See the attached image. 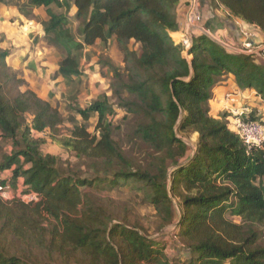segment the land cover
Listing matches in <instances>:
<instances>
[{"label": "trees", "instance_id": "16d2710c", "mask_svg": "<svg viewBox=\"0 0 264 264\" xmlns=\"http://www.w3.org/2000/svg\"><path fill=\"white\" fill-rule=\"evenodd\" d=\"M211 1L264 36V0ZM181 3L28 0L31 11L46 10V37L65 55L63 79L81 75L77 53L113 39L125 67L109 65L115 104L104 97L76 109L84 123L97 117L96 134L73 118L70 134L62 135L66 117L20 90L24 81L10 70V52L0 43V141L11 150L0 162V185L39 196L31 204L0 197V264H264V146L250 149L228 114L215 118L210 107L214 89L231 77L240 91L264 101V59L202 35L193 37L190 61L172 38L181 28ZM73 8L79 38L70 28ZM115 106L137 118L129 152L112 134ZM244 120L263 122L254 111ZM45 132L48 138L35 135ZM190 135H199L193 154ZM48 142L84 167L44 154ZM128 188L154 209L156 233L175 226L184 255L168 256L164 236L152 238L126 205L100 194Z\"/></svg>", "mask_w": 264, "mask_h": 264}, {"label": "rangeland", "instance_id": "374dc122", "mask_svg": "<svg viewBox=\"0 0 264 264\" xmlns=\"http://www.w3.org/2000/svg\"><path fill=\"white\" fill-rule=\"evenodd\" d=\"M68 1L73 3L74 0ZM201 2L210 5L212 1L194 0L193 3V0H182L178 9L179 15L187 18L192 10L198 11L197 7L200 6ZM192 4L195 5L194 8ZM0 5L9 8V13L1 16L2 21H0V26L3 25L2 30L0 29L1 48L10 52V56L7 58V64L12 73H14L19 80L24 81V84L20 86V90L22 92L28 90L35 92L41 99L50 102L64 117H66V123L60 128L62 135L70 134V131L73 129L71 123L73 118L80 124L85 125L91 134H96L97 117L94 116L89 122L84 123L81 117L77 115L76 109H86L92 103L104 97H109L111 98V103H116V101L112 99L111 85L113 82V74L109 65L112 64L117 68L123 69L125 64L123 62V54L119 51L115 40H111L108 45L98 42L95 46L85 47L81 52L77 53L76 56L79 58L81 64V75L79 77H74L72 80H65L58 75L60 63L65 55L49 44L44 31V25L49 20L46 10L44 8H39L31 11L27 8L28 0H4L0 2ZM52 9L58 14L65 13L64 9L61 10L56 6H53ZM75 14L76 9L73 8L70 13V28L78 37L79 22L75 19ZM225 17L234 20L227 14ZM239 23L241 26L238 25L237 29L235 28L236 35L234 38L230 39V43L221 39L225 37L226 33L224 30L220 31L219 35L216 36L213 35V33L211 34L208 29L206 30L202 27V30L200 29V31L193 35L194 38H198L202 35L207 36V34H210L230 47L244 51L245 53H248L247 51L249 50L252 51L251 53L257 56L256 60L258 61L259 59H264V52L258 51L257 45H254L251 41L249 42H251L250 44H252V47L248 50L244 48V44L248 38L251 40L263 39V36L261 37L260 32H257L255 28L248 27L242 22ZM215 29L217 31V28ZM1 31L3 33H1ZM191 32L192 30H189V33ZM172 38L177 45H182L185 49L183 45L184 37L175 35L172 36ZM18 44L23 45L22 47L20 46L21 49L17 48ZM130 48L134 51H138L139 45L132 42ZM184 55L190 61L192 60L188 52H185ZM218 87L219 86H217V88ZM227 87H224V89L219 88L218 90L217 88L214 89V97L210 102V107L213 109L212 114L215 118H222L224 115V112L221 110V101L223 100L222 95L224 92L231 90L229 86ZM248 95L249 101L252 103L251 110L254 111L256 117L264 123V101L256 92H249ZM115 111V114L110 117L113 137L129 152L135 145L134 130L137 118L134 115L127 114L117 106H115ZM28 120H31L30 116ZM231 120L232 119L228 121ZM35 135L40 138H48L49 132ZM198 140L199 135H190L186 139L193 150L192 154L195 152ZM0 147L1 162L3 155L10 153L11 150L10 145L3 141H0ZM42 151L44 154L59 157L63 162L70 163L75 167H84V165L72 154L58 148L50 142L42 147ZM17 189L19 188L14 187V195L18 194ZM100 194L114 199L118 205L122 207L126 205L131 213L130 219L133 222L139 221L142 223L152 238L164 236V239H166L169 245L166 250L168 256L174 257L184 255L181 245L176 244V240L173 238L175 226L169 227L161 233H156L158 225L154 209L143 202L142 195L131 191L130 188L115 190L113 192L103 190ZM230 218L238 223L240 222L238 218H233L231 216Z\"/></svg>", "mask_w": 264, "mask_h": 264}, {"label": "crops", "instance_id": "0c3cea01", "mask_svg": "<svg viewBox=\"0 0 264 264\" xmlns=\"http://www.w3.org/2000/svg\"><path fill=\"white\" fill-rule=\"evenodd\" d=\"M204 1H206V0H204ZM193 3H194V0H193ZM192 5H193V8H194L195 5L194 4H192ZM197 10H198L197 13L202 18V22H201V24H199V27L200 28L203 27L206 30L208 29V31L211 32V34L213 33V35H216V36L219 35L220 31L224 30V32L226 34H225V37L221 38V39H223L224 41H226L228 43H230V41H231L230 39L234 38L235 35H236L235 28L237 29L238 25L241 26V24L239 23L241 21L238 22L237 20L227 19L225 16H226V14L228 15V13L227 12H223L222 10H219L212 2H210V5L208 3L201 2L200 6L197 7ZM8 13H9V8L4 6V5H0V21H2L1 16H4V14L6 15ZM179 16H180V26H181L180 31L178 33L172 34V36L180 35V36L184 37L186 35L187 37H194L193 34L198 32V31H200V29L199 28L192 29L191 26L189 25V21L187 20V18L186 17L184 18V16H181V15H179ZM2 26L3 25L0 26L1 30L3 28ZM215 28H217V31H216ZM189 30H192V32L189 33ZM257 32H258V30H257ZM1 33H3V32L1 31ZM262 36L263 35L261 34V37ZM262 38L263 39H253L252 40V43L254 45H257L258 51H260L261 48L264 47V36ZM18 46H17V48L21 49V47L23 45L18 44ZM218 86H219L218 88L216 87L217 90L219 88L224 89V87H227V86H229V89H231V90L228 89L229 91L224 92V94L222 95L223 100L221 101V110L224 112V114H228V120L232 119L233 116H232L231 112L229 110H226V108L224 106V97L227 94L234 93V94L238 95V97H237L238 102L231 106V108L233 110H237V109H239L241 107H250L251 108L252 103L249 101L248 93L249 92L250 93L251 92H255V91H245V92L240 91L236 87L233 77H231V79L227 83H222V84H220ZM225 90H226V88H225ZM211 110H212V113H213V109H211Z\"/></svg>", "mask_w": 264, "mask_h": 264}, {"label": "built area", "instance_id": "2783aa9c", "mask_svg": "<svg viewBox=\"0 0 264 264\" xmlns=\"http://www.w3.org/2000/svg\"><path fill=\"white\" fill-rule=\"evenodd\" d=\"M187 20L189 21L191 28H199L202 30V28L199 27V24L202 22V18L196 10H192L188 14ZM249 41L252 42V40L248 38L244 44V48L247 50L252 47V44H250L251 42ZM193 43V37L184 36L183 45L185 46L187 52L192 48ZM260 51L264 52V47H262ZM247 52L251 53L252 51L249 50ZM237 97L238 95L234 93L227 94L224 97V106L233 116L230 121L232 129L250 149L253 147L264 146V123L261 121L244 120V118L252 113L250 107H241L237 110H233L231 106L238 102ZM18 188V194L14 195V187H12L9 182L4 186L0 185V197L6 201L18 198L26 204L37 203L39 201V196L36 193L23 194L22 187L18 186Z\"/></svg>", "mask_w": 264, "mask_h": 264}, {"label": "water", "instance_id": "95a60500", "mask_svg": "<svg viewBox=\"0 0 264 264\" xmlns=\"http://www.w3.org/2000/svg\"><path fill=\"white\" fill-rule=\"evenodd\" d=\"M207 36L210 39H212L213 41H215L216 43H218L219 45H221L222 47H224L225 49L229 50V51H232V52H235V53H238V54H246V55H251L252 54V53H245L244 51H241V50L235 49L233 47H230V46L226 45L225 43L221 42L220 40L214 38L210 34H207Z\"/></svg>", "mask_w": 264, "mask_h": 264}]
</instances>
